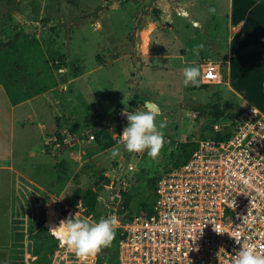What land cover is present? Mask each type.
Instances as JSON below:
<instances>
[{
    "label": "rangeland",
    "instance_id": "374dc122",
    "mask_svg": "<svg viewBox=\"0 0 264 264\" xmlns=\"http://www.w3.org/2000/svg\"><path fill=\"white\" fill-rule=\"evenodd\" d=\"M197 1L0 0V80L12 91L11 99H0V163L12 156L29 179L52 191L63 187L62 208L48 213L46 194L18 175L0 171V264H81L57 236L51 247L43 243L53 235L49 229L69 215L95 221L108 214L98 200L86 216L74 196L77 189L99 191L111 201L109 187L115 190L126 177L133 197L126 218L150 196L148 179L162 175L176 154L167 144L155 159L147 151L130 153L123 147L118 136L127 125L123 109L143 106L132 105L135 95L154 104L157 123H165V138L175 141L197 136L214 118L256 106L264 112V89L257 88L264 86V78L251 75V68L244 72L240 56L235 57L233 74L258 91L254 101L259 104L234 97L220 63L221 80L204 79L213 60L205 48L211 47L215 31L206 22L216 10L226 14L229 0ZM220 35L225 39L227 30L222 28ZM197 45H203L198 54ZM188 65L200 68L199 86H184L182 70ZM17 103L23 105L13 112L11 138V111ZM101 130L115 139V146H99L95 137ZM115 148L119 152L113 157ZM25 222L26 236L19 229ZM120 235L117 229L111 246L83 264H120ZM5 242L12 245L9 253Z\"/></svg>",
    "mask_w": 264,
    "mask_h": 264
},
{
    "label": "built area",
    "instance_id": "2783aa9c",
    "mask_svg": "<svg viewBox=\"0 0 264 264\" xmlns=\"http://www.w3.org/2000/svg\"><path fill=\"white\" fill-rule=\"evenodd\" d=\"M204 79L221 80L220 65L208 63ZM254 109L215 119L183 141L165 138L175 153L196 148L162 174L149 208L125 217L126 177L109 187L111 201L99 195L105 217L119 220L120 264H232L236 240L264 256V112Z\"/></svg>",
    "mask_w": 264,
    "mask_h": 264
},
{
    "label": "crops",
    "instance_id": "0c3cea01",
    "mask_svg": "<svg viewBox=\"0 0 264 264\" xmlns=\"http://www.w3.org/2000/svg\"><path fill=\"white\" fill-rule=\"evenodd\" d=\"M190 3L199 4L197 0H190ZM215 4H217L216 1L213 2V7H216ZM211 19L207 21L206 24L211 23L215 31L213 39L210 40L211 47L208 49L207 47L205 48V54L212 57V62H217L224 66L227 71V84L229 85L230 92L237 100L245 103H258L256 102L257 100L254 101V97H257L256 93L259 94L258 91H256V89L250 90L241 76L239 78L235 77L233 74V64L235 57L240 56L237 59L239 65L245 68L242 69L244 72L251 68L252 70H255L251 75L258 79L264 78V0H229L227 13L221 15L220 11L216 10L214 16H211ZM222 28L227 30V36L225 39L220 35V30ZM159 45L161 46V44ZM238 80H242L243 83H239ZM257 88L263 90L264 86L261 84L258 86L257 84ZM11 92L12 91L7 86L5 80H0V99L3 100L4 97L11 99ZM21 105L23 104L17 103L12 106V120L9 124L10 130L8 133L11 138L13 137L14 131L13 117L15 121V113L13 114V112H15L17 107H21ZM256 107L259 109V106ZM24 124L25 122L23 125ZM48 134L46 135V140ZM42 153H44V151H42ZM0 171L10 172L14 175L16 174L46 194L49 199L45 201L44 211L47 210L48 213H52L54 210L53 208H55L56 211H59V209L62 208L59 195L62 192L63 187L61 188L59 183L56 182V185H59V188L52 191L49 190L48 187L42 186L32 179H29L23 171L15 167L14 157L12 156L8 162L0 163ZM51 199L56 201H52ZM25 211L23 213H25ZM44 219L45 217L42 220L44 221ZM46 225H51V223L49 222ZM19 229L21 230V233H24L26 236L28 230L27 222L20 223ZM53 236L54 235L46 239V242H43L44 245L48 244V246L51 247L53 244H56L58 238ZM5 243V249L7 250V253H9L12 245L9 242ZM19 264L21 263L19 262Z\"/></svg>",
    "mask_w": 264,
    "mask_h": 264
},
{
    "label": "clouds",
    "instance_id": "9594fccd",
    "mask_svg": "<svg viewBox=\"0 0 264 264\" xmlns=\"http://www.w3.org/2000/svg\"><path fill=\"white\" fill-rule=\"evenodd\" d=\"M214 12L215 9H210ZM100 27L99 22L95 25ZM203 45H197L194 49L198 54V49ZM183 84L185 87L190 85L199 86L201 83V70L198 66L188 65L182 70ZM255 112V109L253 108ZM126 116L127 125L122 134L118 135L123 147L130 153L147 151V155L153 159L157 158L165 144V136L162 131L165 123H157V112L150 100H146L141 110L131 111L127 107L123 109ZM264 127V125H262ZM119 152L118 148L112 150L111 155L115 157ZM52 201H56L51 199ZM80 204L77 205L79 207ZM119 220L116 216L100 217L98 220L89 221L69 215L60 220L59 224L51 227L49 231L57 236L62 244H66L83 264L94 258L103 249L111 246L116 237V230ZM214 227V226H213ZM214 230L217 233L216 228ZM223 234V233H221ZM241 246L233 256L232 264H264V256H260L255 251V245L247 244L236 240Z\"/></svg>",
    "mask_w": 264,
    "mask_h": 264
},
{
    "label": "trees",
    "instance_id": "16d2710c",
    "mask_svg": "<svg viewBox=\"0 0 264 264\" xmlns=\"http://www.w3.org/2000/svg\"><path fill=\"white\" fill-rule=\"evenodd\" d=\"M2 46L3 44H0V52L2 50ZM228 117L230 118L235 117V113L228 115ZM215 119H219V118H214L213 120ZM201 128L204 129L205 127H201ZM95 138H97V143L103 149L112 148L116 144L115 139L110 134L106 133L104 130L97 131ZM57 140L59 141L60 144H64V140L62 139L60 134H58ZM195 148L196 146L194 144L183 145V147L177 153H175L176 155L173 154L174 158H172L171 164H173L174 166H179V165L186 163L192 156ZM168 168H169L168 166H165V169H168ZM161 176L162 175H158L156 177L148 179V183H149L148 187L151 188L150 196L147 199H145L143 202H141L140 208H144V209L149 208L150 200L152 199L154 195L157 182L159 181ZM74 196L80 199V204L82 205L84 209V214L88 217L98 206L99 191H94L90 189V190L83 192L82 190L77 189L74 193ZM125 198H126V207L128 208L130 207V204H131L130 202L133 199V197L130 193H125ZM100 264H103V262Z\"/></svg>",
    "mask_w": 264,
    "mask_h": 264
},
{
    "label": "water",
    "instance_id": "95a60500",
    "mask_svg": "<svg viewBox=\"0 0 264 264\" xmlns=\"http://www.w3.org/2000/svg\"><path fill=\"white\" fill-rule=\"evenodd\" d=\"M138 40H139V41H142V37H141V35L138 36ZM139 49H141V47H139ZM146 100H148V99H147L145 96L135 95V96L133 97V100H132V105H135L136 103L143 105L144 102H145ZM152 105L154 106L153 103H152ZM154 108H155V107H154ZM77 142H78V139L75 138V139L73 140V143H77Z\"/></svg>",
    "mask_w": 264,
    "mask_h": 264
}]
</instances>
